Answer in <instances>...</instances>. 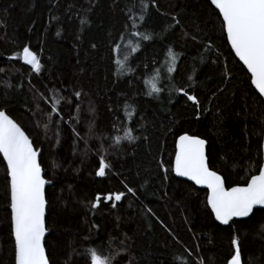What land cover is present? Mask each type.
<instances>
[{"label": "trees", "instance_id": "16d2710c", "mask_svg": "<svg viewBox=\"0 0 264 264\" xmlns=\"http://www.w3.org/2000/svg\"><path fill=\"white\" fill-rule=\"evenodd\" d=\"M209 1L155 0L152 7L143 0L137 29L129 15H140L141 0H0V110L41 152L50 264H90V247L102 257L115 252L112 264H227L234 234L242 264H264V210L220 226L207 192L171 171L184 133L205 140L207 161L226 187L245 184L262 163L264 103ZM25 45L39 58V73L19 59ZM169 47L179 54L171 73ZM125 55L121 73L116 61ZM149 82L163 89L158 97L148 94ZM169 83L196 96L199 111L183 94L170 100ZM61 96L60 114L49 117ZM125 128L136 139L117 145ZM101 154L112 169L105 177L95 175ZM6 179L0 158V264H14ZM118 191L125 195L115 208L111 201L91 208L97 193Z\"/></svg>", "mask_w": 264, "mask_h": 264}, {"label": "snow or ice", "instance_id": "6c2138e0", "mask_svg": "<svg viewBox=\"0 0 264 264\" xmlns=\"http://www.w3.org/2000/svg\"><path fill=\"white\" fill-rule=\"evenodd\" d=\"M210 3L218 13L222 33L226 35L231 52L249 74L248 79L250 87L254 89V98L264 103V0H210ZM152 7H156L155 0H152ZM147 8L148 4L141 0L140 15H129L133 28H139L137 20L144 21ZM172 19L175 23H179L175 16ZM131 35L139 36L143 41L153 39V33L141 35L135 31ZM192 39L195 40L196 37L193 36ZM140 46L137 43L130 51L135 53ZM113 50L117 51V49ZM167 52V59L170 62L168 72L171 73L177 65L179 54L173 53L171 47ZM19 59L23 64L29 65L31 71L40 72V60L27 45L23 46ZM127 59L128 56L125 55L124 60L116 61L121 73L124 69V61ZM225 76L227 77V73ZM156 79L154 76L153 81ZM187 79L192 81L193 76L189 75ZM149 83L151 90L148 94L155 93L158 97L163 89L158 88L155 82ZM168 92L170 100L173 93L185 95L199 111L197 97L188 94L183 88L169 83ZM74 95L79 99L81 93L75 92ZM61 100H64V97L53 100L49 117L52 114L57 116L60 114L57 105ZM124 133L123 137H115L117 145L122 139L129 142L136 139L127 128ZM261 148L264 149V143L261 144ZM39 154L40 150L34 147L33 141L25 131L5 111L0 110V157L6 164L7 206L10 209V235L14 241V264H50L42 243L46 232L44 189L47 181L42 175ZM161 168L163 169V164ZM111 171L110 164L101 154L95 175L105 177ZM171 171L176 177H184L195 185L207 189V207L220 225L231 226L230 222L234 224L237 219L250 218L255 214L254 209H264V163L259 164L258 174H251L245 184L226 187L225 178L210 167L205 155V140L198 136L187 133L177 136ZM127 191L131 193L132 189L127 188ZM124 195L123 191L103 195L97 193L94 201L91 202V208L96 209L101 202L109 201L115 208ZM231 247L234 252L230 255L227 264H242L239 238L235 234L231 237ZM86 255L90 258V264H112L116 253L102 257L90 247L86 249Z\"/></svg>", "mask_w": 264, "mask_h": 264}, {"label": "water", "instance_id": "95a60500", "mask_svg": "<svg viewBox=\"0 0 264 264\" xmlns=\"http://www.w3.org/2000/svg\"><path fill=\"white\" fill-rule=\"evenodd\" d=\"M210 2V1H209ZM211 4V3H210ZM212 8L214 9V7L212 6ZM229 46V45H228ZM229 48H230V46H229ZM233 55H234V53H233ZM235 57V56H234ZM236 59V58H235ZM237 60V59H236ZM238 61V60H237ZM23 63V62H22ZM238 63H239V61H238ZM240 64V63H239ZM241 65V64H240ZM242 66V65H241ZM243 67V66H242ZM245 71H246V73H247V70L246 69H244ZM249 75V74H248ZM262 143H264V131H263V137H262ZM261 152H262V163H264V149H262L261 148ZM40 154H41V152H40ZM40 154H39V156H38V159L40 158ZM205 155H206V144H205ZM174 156H175V153H174ZM1 158V160H2V162H3V158L2 157H0ZM207 158V157H206ZM173 162H174V158H173ZM172 162V163H173ZM4 163V162H3ZM4 166H5V168H6V164L4 163ZM42 175L44 176V173H43V171H42ZM173 176L177 179V180H180V181H185V182H187V183H189V184H191L192 186H194L195 188H197V189H199V190H204V191H206L207 192V189L206 188H203L202 186H198V185H195L193 182H191V181H188L186 178H184V177H176L175 175H174V173H173ZM46 180V179H45ZM47 181V180H46ZM50 185V183L47 181L46 182V184H45V189H44V194H45V191H46V188L48 187ZM206 202H207V199H206ZM257 207H259V206H257ZM209 209V208H208ZM210 210V209H209ZM256 209H254V211H255ZM260 210H264V209H260ZM9 212H10V209H9ZM210 212H211V210H210ZM213 216V215H212ZM45 218H46V201H45ZM44 218V219H45ZM213 218H214V216H213ZM245 219H247V218H240V219H237V220H245ZM214 220H215V218H214ZM218 225H220L219 224V222H217V221H215ZM220 226H225V225H220ZM47 234H48V232H47V230H46V232H45V236H44V238H43V240H42V243H43V245H44V243H45V238H46V236H47ZM12 240H13V238H12ZM13 243H14V241H13ZM46 252V251H45ZM47 255V254H46Z\"/></svg>", "mask_w": 264, "mask_h": 264}, {"label": "flooded vegetation", "instance_id": "af4514ba", "mask_svg": "<svg viewBox=\"0 0 264 264\" xmlns=\"http://www.w3.org/2000/svg\"><path fill=\"white\" fill-rule=\"evenodd\" d=\"M26 66L30 67L29 65H26Z\"/></svg>", "mask_w": 264, "mask_h": 264}]
</instances>
